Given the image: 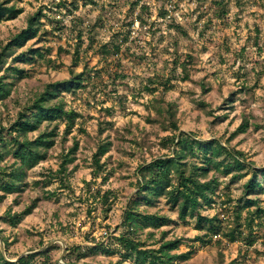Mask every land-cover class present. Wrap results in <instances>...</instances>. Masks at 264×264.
<instances>
[{"label":"rangeland","instance_id":"obj_1","mask_svg":"<svg viewBox=\"0 0 264 264\" xmlns=\"http://www.w3.org/2000/svg\"><path fill=\"white\" fill-rule=\"evenodd\" d=\"M221 1L13 0L23 13L0 23V49L26 28L28 15L41 10L43 24L37 37L14 48L6 58L1 75L16 85L11 97L0 102V127L9 126L34 93L47 84L69 79L72 72L85 68L89 82L76 97L63 94L67 107L81 116L65 142L68 149L75 137L79 141L76 161L68 166L69 170L77 166L69 187L63 188L59 180L45 184L60 166L59 141L48 160L28 172L25 192L7 195L0 202V233L10 243L11 257L55 242L49 247H54L50 264H64L76 246L108 243L136 192L138 167L171 151L161 145L171 133L147 120L157 116L154 106L171 104L177 109L178 134L191 132L222 144L246 125V132L232 139L229 146L242 151L255 167H264V0H223V5ZM223 10L225 17L220 16ZM139 16L144 23L138 21ZM19 56L22 60L15 62ZM183 65L188 79H184ZM10 67L22 70L23 76L7 72ZM167 81L172 87L169 90L164 86ZM101 123L110 124L99 136ZM63 128L61 125L60 130ZM101 139H109L112 148L104 170L95 177L93 154ZM135 139H146L143 152ZM12 162L9 158L0 163V169ZM247 171L249 175L241 180L212 171L209 177L219 180L216 204L201 212L219 217L225 232L241 223L243 236L238 241L206 237L196 229L195 219L179 221L164 199L156 207L143 205L140 209L166 214L176 223L156 231L154 238L146 231L141 239L153 247H158L162 231L169 232L168 240L181 239L176 253L190 256L177 264H264V182L259 177L262 188L246 196L244 188L251 172ZM38 181L43 185L36 186ZM106 192L109 211L102 201ZM35 199H39L36 209L17 226L4 221L8 212H22ZM247 199L257 200L258 206L242 209ZM258 208L259 218L254 215ZM251 215L257 241L248 246L244 238L251 232L247 225ZM119 260L123 262L119 255L89 253L78 261L109 264Z\"/></svg>","mask_w":264,"mask_h":264},{"label":"trees","instance_id":"obj_2","mask_svg":"<svg viewBox=\"0 0 264 264\" xmlns=\"http://www.w3.org/2000/svg\"><path fill=\"white\" fill-rule=\"evenodd\" d=\"M16 1V0H15ZM223 0L220 2L223 5ZM23 13L13 0L0 1V23L17 18ZM226 11L223 10L221 17H225ZM166 13H163L165 16ZM41 10L28 15L27 26L20 33L11 37L5 46L0 49V102L6 101L11 97L15 82L7 81V77L1 75L6 58L14 48L24 46L28 41L38 36L42 27ZM138 21L144 23V19L139 16ZM180 30V27H176ZM33 52V51H31ZM105 54L109 50L104 47ZM34 53V52H33ZM37 53V52H36ZM75 53H79V49ZM43 56L41 53H37ZM22 60V56L16 57L15 62ZM78 58L75 57L74 64ZM177 63V62H176ZM22 77L24 72L16 67L6 69ZM185 72L184 79L189 78L186 65H183ZM87 68L80 73L72 72L71 78L47 84L43 90L35 92L26 105L17 113L16 119L9 123V126L0 127V163L9 158L13 162L9 167L0 169V202L7 195L16 194L20 196L28 188V172L35 169L42 162L47 161L49 152L55 148L60 141L62 151L60 155V166L57 171L47 177L46 185L59 180L63 188L69 187L68 181L74 174L77 166L71 170L69 165H73L79 150V141L74 139L71 147L66 149L65 142L67 136L73 133L77 125V120L81 117L73 109L67 107V102L63 94L76 97L79 92L85 91L89 79L86 77ZM169 82L165 83L166 90H169ZM205 87V86H204ZM148 92H156V89L147 88ZM206 91V89H205ZM157 111L156 117H148V121L159 124L165 132L171 135L161 141L164 148H171L169 154H164L158 158H153L151 162H144L138 167V181L135 194L129 200L124 211L123 219L117 231L109 236L108 243L100 242L95 246H76L70 249V254L65 258L64 264H79L82 258L89 253H99L105 256L119 255L123 262L129 261L132 264H177L181 259L189 258L190 253H176L181 245V239L168 240L167 231H162L157 241L158 247L148 245L141 239L144 232H148L149 238L156 236L155 232L162 228L176 223L174 219L166 214L149 213L142 211L143 205L156 207L161 199L172 211L178 215V220L188 223L189 220H196V229L205 232L206 237L214 238L224 236L231 242H236L243 236L241 223H237L234 229L224 231L223 221L217 216L208 217L202 215V210L212 209L216 204V190L219 186L218 178H210L212 171L220 172L224 176L232 175V179L241 180L249 175L250 179L245 184L246 196L256 193L262 188L259 177L264 182V167H255L254 163H249L242 151L232 149L229 143L240 133L247 130L246 125H241L225 144L220 140H203L194 133L180 131L177 118V109L171 104L167 107L161 105L154 106ZM110 123H101L99 126V136L108 128ZM63 126V131L60 126ZM80 131L84 132L82 124ZM146 139L136 140L138 149L143 152ZM112 148L109 139H101L97 145L96 152L93 154V165L96 168L94 176L97 177L104 170L110 156L107 154ZM150 151V149H148ZM151 152V151H150ZM223 157V158H222ZM104 158H108L103 162ZM36 186L43 183L36 182ZM109 193L102 196V201L108 205L107 211L111 210L109 204ZM39 199H35L27 205L22 212L7 213L5 222L11 226H17L25 217L31 215L36 209ZM258 206L257 200L247 199L242 209H250ZM261 209H257L254 215L260 217ZM255 220L253 215L247 220L250 234L244 238L248 246H253L257 237L253 235L252 229ZM119 231V234L117 232ZM1 239L5 243L6 252L9 255L10 243L6 237L0 233ZM198 240H202L198 237ZM44 244L41 245V247ZM54 247L45 251L31 254L20 258L16 262L8 261L0 251V264H50V253ZM75 257L76 261H72ZM10 260L17 256H8ZM122 261L109 264H123ZM60 264V263H55ZM230 264H236L232 262Z\"/></svg>","mask_w":264,"mask_h":264},{"label":"water","instance_id":"obj_3","mask_svg":"<svg viewBox=\"0 0 264 264\" xmlns=\"http://www.w3.org/2000/svg\"><path fill=\"white\" fill-rule=\"evenodd\" d=\"M55 242H51L49 243L48 245H45L44 247H42L40 250H36V251H33V252H28L26 254H23L19 257H17L16 259L14 260H10L7 258V255H6V248H5V243L4 241L0 238V251H1V254L10 262H16L18 261L20 258L22 257H25V256H28V255H31V254H35V253H39V252H42V251H45L46 249H48L50 246H52ZM64 251L66 252V248L64 249Z\"/></svg>","mask_w":264,"mask_h":264}]
</instances>
